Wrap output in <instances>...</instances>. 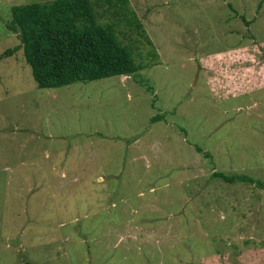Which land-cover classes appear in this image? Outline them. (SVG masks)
Segmentation results:
<instances>
[{
	"label": "rangeland",
	"instance_id": "374dc122",
	"mask_svg": "<svg viewBox=\"0 0 264 264\" xmlns=\"http://www.w3.org/2000/svg\"><path fill=\"white\" fill-rule=\"evenodd\" d=\"M49 1L0 0V55ZM128 2L133 77L46 89L0 59V264H264V188L213 176L264 183V0Z\"/></svg>",
	"mask_w": 264,
	"mask_h": 264
},
{
	"label": "trees",
	"instance_id": "16d2710c",
	"mask_svg": "<svg viewBox=\"0 0 264 264\" xmlns=\"http://www.w3.org/2000/svg\"><path fill=\"white\" fill-rule=\"evenodd\" d=\"M103 4L108 5L103 13L112 11V21H104V14L97 11V6ZM11 11L12 20L7 27L18 34L20 44L7 49L0 59L23 50L40 88L133 77L141 70L143 64L139 65L133 54L135 44L126 45L120 38L124 35L119 27L124 23L130 30L128 34L136 32L149 39L128 0H100V4L93 0H53L15 5ZM243 20L248 25L251 23L244 16ZM148 42L152 45L150 39ZM157 53L153 51L149 56L156 58ZM161 118L154 117L153 121ZM197 151L202 152L198 147ZM213 176L227 183L240 182L264 188V183L247 175L228 176L214 172Z\"/></svg>",
	"mask_w": 264,
	"mask_h": 264
}]
</instances>
